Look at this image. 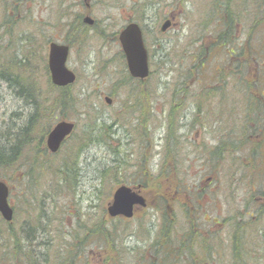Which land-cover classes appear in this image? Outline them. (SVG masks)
<instances>
[{"label":"rangeland","instance_id":"rangeland-1","mask_svg":"<svg viewBox=\"0 0 264 264\" xmlns=\"http://www.w3.org/2000/svg\"><path fill=\"white\" fill-rule=\"evenodd\" d=\"M87 3L0 0V180L14 211L0 216V264H65L81 246L80 264H194L209 246L231 264L234 233L264 264V153L250 137L264 109V0ZM130 22L148 51L142 80L118 40ZM52 41L70 47L65 91L50 82ZM59 120L74 129L51 153ZM120 185L147 201L130 219L106 212Z\"/></svg>","mask_w":264,"mask_h":264},{"label":"water","instance_id":"water-1","mask_svg":"<svg viewBox=\"0 0 264 264\" xmlns=\"http://www.w3.org/2000/svg\"><path fill=\"white\" fill-rule=\"evenodd\" d=\"M87 2L88 0H84ZM83 22L93 25L94 20L86 15ZM171 25L169 19L165 20L160 27V31H166ZM118 40L124 53L127 69L133 78L144 79L148 76V54L145 47L142 31L135 22L128 23L120 31ZM69 53V46L57 42H50L48 48L47 65L52 83L57 87L70 85L75 80L73 71L67 68L66 60ZM110 103L109 98H105ZM74 124L69 121H59L48 132L46 137V147L50 152H56L61 143L73 131ZM9 187L6 182L0 180V215L10 222L13 218V209L8 201ZM146 206L145 198L126 185L118 186L112 194V199L107 206V214L110 217L123 216L131 218L135 208Z\"/></svg>","mask_w":264,"mask_h":264},{"label":"trees","instance_id":"trees-1","mask_svg":"<svg viewBox=\"0 0 264 264\" xmlns=\"http://www.w3.org/2000/svg\"><path fill=\"white\" fill-rule=\"evenodd\" d=\"M66 88L67 87H65V88H59V89L61 91H65ZM54 102H55V99H54ZM257 102H258L257 104L259 106H260V104H262L261 103V100H257ZM255 108H256V110L254 111L255 112L254 113V117H253L254 119L252 120V123H253L252 126H254V127H253L252 131L250 129V137L251 136H257V140L256 141H258L257 147H258V152H259V156H260V155H263V153H264V149H263V147H264V109L263 108H260V107H255ZM257 109H259V110H257ZM243 133H244V130H243V132H241V134H243ZM8 153H3L4 157H6V158L9 157ZM255 156H258V155H255ZM255 160H257V159H255ZM0 164H2V163H0ZM259 165H260V163H259ZM169 201H170V199H169ZM248 215H249V217L252 216L251 213H248ZM165 217H167V216H165ZM0 223H2V222L0 221ZM245 226H248V224L245 225ZM233 236H235L234 237V240L235 239H239L237 237L238 235H236L235 233H234ZM87 238H89V237H87ZM87 238H86V240H87ZM260 240L261 241H264L262 237H260ZM176 241L178 243H180V241H178V239H176ZM19 247H20V245H19ZM82 247L84 248V246H81V247H73L72 249H70V248L66 249V251H68L70 253L71 258H69L67 260L64 259V261H67V263H65V264H80V261H82L80 249ZM160 248H161V250L163 249V251H164L163 254H162V256H161L162 257L161 259H163L165 256H167V255L169 256L171 254V252H169V247L167 248V245H162ZM183 248H187V247H183ZM209 248H212V246H209ZM158 250H159V248H158ZM241 252H243V255L245 257H247V258L250 257V251L243 249ZM159 253H160V250H159ZM205 253L208 255V253L206 251H205ZM154 254H155V251H154V253H152V258L153 259H154ZM60 255H62V254L61 253H58L56 255V257L58 258V261L60 260ZM259 255H260V259L263 260L262 262L264 263V253L263 252H260ZM64 261H62V262H64ZM192 262L194 263V260H192ZM169 263H172V264L173 263H176V264H178L179 261L177 259H175V258H171L170 261H169ZM232 263L233 264H251V261L238 259V260L233 261ZM147 264H157V263L155 261H150L149 260ZM158 264H160V263H158Z\"/></svg>","mask_w":264,"mask_h":264},{"label":"bare ground","instance_id":"bare-ground-1","mask_svg":"<svg viewBox=\"0 0 264 264\" xmlns=\"http://www.w3.org/2000/svg\"><path fill=\"white\" fill-rule=\"evenodd\" d=\"M150 73V68H149V61H148V74ZM50 82L52 83V81H51V79H50ZM52 85H54L53 83H52ZM24 86V85H23ZM55 86V85H54ZM58 88H65V87H58ZM66 97V96H65ZM31 98H32V101H34V97H32L31 96ZM65 100H66V98H65ZM64 100V101H65ZM64 101L62 102L63 104H65L64 103ZM59 102H61V101H59ZM59 104V103H58ZM59 105H61L62 106V104H59ZM31 120V121H30ZM30 126V127H29ZM33 126H35L34 124H33V119H31V117L29 118V121H28V126L26 127V128H24L23 129V134L25 135V136H29V135H31V132L30 131H34V129H33ZM47 136V135H46ZM50 152V151H49ZM51 153H55V152H51ZM0 163H4V164H8L9 163V160L7 159V158H2L1 156H0ZM176 170V169H175ZM3 181V180H2ZM239 239H235V240H233L232 241V260H231V264H233L232 262L233 261H235V260H238V259H242V260H247V261H249V258H247V257H245L244 255H243V252H241L243 249H244V247H245V245H244V242L242 241V236H237ZM236 237V238H237ZM245 240V239H244ZM259 249H260V252H263L264 253V241H261L260 242V247H259ZM190 251H193V249L192 250H190ZM205 251L208 253V255L205 253V257H206V259H204V260H200V259H195L194 260V264H216L215 262H214V256H215V254H214V250L212 249V248H209V247H207L206 249H205ZM21 253H23V254H26L25 252H21ZM239 253V254H238ZM209 259H211V260H209Z\"/></svg>","mask_w":264,"mask_h":264},{"label":"flooded vegetation","instance_id":"flooded-vegetation-1","mask_svg":"<svg viewBox=\"0 0 264 264\" xmlns=\"http://www.w3.org/2000/svg\"><path fill=\"white\" fill-rule=\"evenodd\" d=\"M107 97V96H106ZM105 96H104V101H105V98H106ZM107 98H109L110 99V101L112 102V99L110 98V97H107ZM106 102V101H105ZM111 102H110V104H111ZM108 104V103H107Z\"/></svg>","mask_w":264,"mask_h":264}]
</instances>
